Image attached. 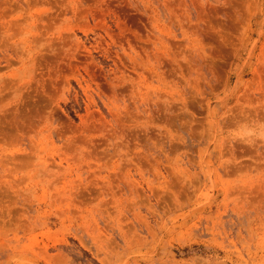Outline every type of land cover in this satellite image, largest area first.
Masks as SVG:
<instances>
[{
  "label": "rangeland",
  "instance_id": "obj_1",
  "mask_svg": "<svg viewBox=\"0 0 264 264\" xmlns=\"http://www.w3.org/2000/svg\"><path fill=\"white\" fill-rule=\"evenodd\" d=\"M0 264H264V0H0Z\"/></svg>",
  "mask_w": 264,
  "mask_h": 264
}]
</instances>
